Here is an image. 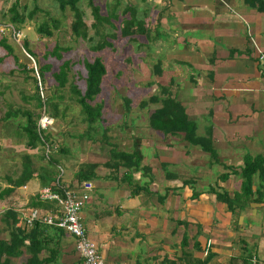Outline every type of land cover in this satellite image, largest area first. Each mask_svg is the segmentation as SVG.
Returning <instances> with one entry per match:
<instances>
[{
    "label": "rangeland",
    "instance_id": "obj_1",
    "mask_svg": "<svg viewBox=\"0 0 264 264\" xmlns=\"http://www.w3.org/2000/svg\"><path fill=\"white\" fill-rule=\"evenodd\" d=\"M16 1L0 0V41H6L13 48V55H10L0 46V190L12 187L28 161L32 163L37 174L35 181L39 184V174L46 172L51 173L50 177L54 181L60 179L63 184L67 180L73 182L78 180L76 176L81 169L88 170L87 165L96 163L99 166L97 178L91 180L94 191L95 185L101 181L117 182L132 191L135 186L115 181V178L121 180L127 169L113 170L106 163H115L112 150L133 153L139 146V152L143 155L142 165L149 170L145 171L144 176L136 173L135 183L147 187L150 193L141 192L138 196L137 205L144 213L140 221L137 220L133 223L135 226L127 230L129 233L123 240L128 245L125 258L115 264H120L122 260L129 264H169L168 261L185 264L178 260L183 256L181 242L185 234L189 238L186 252H192V245L203 240H207L208 244L213 239L223 241L229 232H234L233 241L244 250V246L249 244V207L233 217H220L221 205L217 206V198L206 191L211 187L218 191L225 190L230 195L239 191L242 180L239 175L231 173L233 170L241 171L249 147L253 151L262 149L259 142L254 141L253 144L239 133L235 134L237 139L233 136L232 142H228L230 137L223 139L220 130L216 129L213 139L217 142L215 149L220 160L217 164L209 154L187 144L183 135L164 136L151 129L149 124L151 114L161 108V104L151 103L150 98L164 97L163 87L170 88L175 98L195 103L192 117L199 135H207L213 126V119L217 120L214 113H220L224 99L231 97L229 92L232 90L229 87L232 84L224 76L216 84L212 77L215 56L212 57L205 48L195 45L190 38L194 35H183V30L195 26L197 13L210 15L208 12L212 10L213 4L220 0L204 2L206 9L198 6L201 0L186 1L188 5H194L191 8H182L181 4L173 8L169 0L161 3L160 0H95L103 16H108L111 10L118 15V19L113 20L114 27L103 23L102 35L95 34L90 0H79L78 8L83 13L91 37L85 40L72 35L74 13L70 8L61 12L57 0H18L24 24L15 29L10 9ZM36 6L40 11L30 17V12ZM131 7L136 11L137 19L143 22L145 32L135 27L133 35L124 37L121 22L129 18L130 13L126 8ZM183 13L187 16L188 24L180 23ZM51 17L57 18L60 24L54 29L53 36L39 34V26ZM203 34L198 33L196 38L203 40ZM249 35L253 37L251 32ZM105 36L111 44L100 48L99 44ZM211 40V44L225 47L218 40ZM25 42L29 43L35 58L24 49ZM251 43L259 54L260 47L256 41L253 39ZM56 46L68 49L61 54V60L48 55ZM96 58L102 59L107 73L103 78L102 92L92 102L93 106H102V117L100 122L90 127L71 87L75 85L85 93L87 72L83 63L93 62ZM65 61L71 63V69L67 86L61 89L57 87L54 74ZM39 65L51 66L43 83L38 73ZM156 65H160L161 75H153ZM37 84L40 89L43 88V94L40 89L37 90ZM42 96L46 104L43 107L39 104ZM239 97L242 100L249 98L246 95ZM223 107V112H228V106L224 104ZM8 112L18 114L7 119ZM27 112L45 131L44 135L51 146L47 143L39 144L36 149L28 147V139L22 131L29 123ZM46 117H49L50 124L42 120ZM47 123L48 126L44 127ZM217 123L222 122L218 120ZM242 146L247 149L244 150ZM165 163L168 166H162ZM167 172L175 174V179H166ZM225 173L231 176L224 182L220 177ZM185 181L193 182L195 191L203 194L198 199H192L193 189L191 185L183 186ZM47 186L51 187L50 183ZM55 188H58L57 184ZM168 188L170 190L167 192ZM101 189L96 190L97 194L102 192ZM34 190L15 189L10 196L0 201L2 239L9 240L10 230L2 219L8 209L16 210L18 226L28 229L26 221L32 212L29 203L42 188L37 186ZM166 194H169L166 203H160L159 195ZM212 208H215L214 214H197L198 210L206 212V209L210 213ZM179 221L188 223V226L178 224ZM119 229L112 232L113 238L117 237L116 233L121 231ZM55 240L52 247L55 246ZM114 251L117 248H113L112 253ZM171 256L174 261L169 260ZM26 259V256L13 259L12 264H24ZM104 264H109L107 259H104Z\"/></svg>",
    "mask_w": 264,
    "mask_h": 264
},
{
    "label": "trees",
    "instance_id": "obj_2",
    "mask_svg": "<svg viewBox=\"0 0 264 264\" xmlns=\"http://www.w3.org/2000/svg\"><path fill=\"white\" fill-rule=\"evenodd\" d=\"M61 12H65L68 8L74 13V21L71 25L72 35L75 38L91 39L88 33V26L84 22L83 13L78 8L79 0H57ZM172 0H169L171 3ZM245 3L252 9L257 10L260 13H264V0H245ZM90 6L92 8V15L94 19L93 28L95 34H103L104 25L103 23H108L114 27L113 20L118 19V15L115 14L114 10H111V13L108 16H103L101 14V9L95 4V0H90ZM19 1L17 0L11 7V22L16 29L18 25L24 24V19L21 13L19 12ZM130 15L129 18L124 19L122 24V35L128 37L133 35V28L139 27L141 32L144 31V24L141 20H138L136 17V11L131 8H126ZM40 11L39 7H35L34 11L30 12V17L35 16ZM138 26H137V25ZM59 21L57 18H49L46 22L41 24L38 28V33L41 35H46L48 37L53 36L54 29L59 27ZM111 43L108 40V37L105 36L102 43H100V48L104 46H109ZM0 46L4 47L10 55H13V48L7 45L6 41L1 40ZM24 49L32 57H36L35 54L31 51L30 45L28 42L24 43ZM68 51V49L61 48L56 46L54 50L48 53L49 56L55 57L59 60L62 59L61 54ZM235 54H243L238 50L230 51V58H233ZM16 58V57H15ZM259 61V59H258ZM84 67L87 72L86 78V90L85 93H82L77 86L72 85V93L77 97L76 101L81 106L84 115L86 116L87 123L90 127L94 126L100 122L102 117V106L96 105L93 106L92 102L96 99L97 96L102 92V82L103 78L107 73V69L100 58H96L93 62H84ZM51 69L50 65H39L38 73L41 82L45 80V74ZM71 69V63L65 61L59 68V71L54 74L58 88H65L69 82V71ZM34 72V71H32ZM162 70L160 65H156L153 69V75H161ZM36 83L38 80L36 79ZM37 90L40 87L37 84ZM41 94H43V88L41 87ZM162 93L164 97L152 96L150 102L153 104H161V108L155 110L149 120L151 129L156 132L163 134L164 136H179L183 135L184 141L194 148L200 149L202 152L209 154L210 157L217 163H220L219 155L215 149L214 139H213V129L209 128L207 135H199L198 127L194 121L189 119L187 114L186 107L175 98L170 88H162ZM44 96L39 98L40 106H46L44 101ZM43 100V101H42ZM17 116L18 112H14ZM13 113L8 112L6 118H11ZM29 118L28 126L22 128V131L28 139V147L30 149H36L39 144H47L51 146V143L46 138L45 131L38 125L35 121L32 114L27 112ZM112 157L114 158L115 163L109 164L107 166L112 167L113 170H119V168H125L127 171L121 177V180L115 178L117 181L128 184L130 187L135 186L131 191L132 198L138 197L141 192H149L147 187H142L141 185H136L135 183V174L141 173L142 176L145 175V171H148V167L142 165L143 155L141 152L137 151L135 148L133 153L119 152L116 150L111 151ZM56 163V162H53ZM162 166H168L166 163ZM98 164L87 165L88 170L81 169L77 173V179L79 184H82L85 181H91L97 178L96 170ZM144 171V172H143ZM51 173L39 174L41 179V186L48 187L50 183L52 188L56 187V184H62L60 179L55 180L50 177ZM231 174L239 175L242 182L240 190L234 192L233 195H230L227 191H218L215 188H210L206 191L207 194L214 195L217 198V202L227 205L228 211L234 216L238 213H242L249 207L251 204H262L264 203V157L263 156H251L246 154L243 159V166L241 171H234ZM166 179L173 180L176 175L170 172L166 173ZM229 173L221 175V180L224 182L230 178ZM37 174L32 167V163L28 162L24 166L22 175L18 178L17 181L12 183V187H7L6 189L0 190V201L4 200L7 196H10L15 189L22 188L27 186L28 183L35 180ZM52 179V181H51ZM257 180V182H256ZM54 181V182H53ZM53 182V183H51ZM54 184V185H52ZM191 185L192 187V199H198L203 192L199 193L195 191L193 182L185 181L183 186ZM255 185L257 189L254 190ZM62 187V186H61ZM61 188H55L56 191L63 194ZM170 189L168 188L167 192ZM152 194V193H151ZM169 194L165 196L159 195L158 200L160 203H165ZM52 202H44L39 199L38 196H35L34 199L29 203V208L33 210L41 211V218L34 221L33 226L28 228H22L18 226L19 219L16 210L8 209L5 211V215L2 218L7 229L9 228V240L2 239L0 237V264H12L13 259H19L24 256L27 257L24 264H60L58 261V251L56 248L52 247L53 241L61 240L64 238V230L56 227L50 226L43 222V219L46 215L50 213H56L58 210L57 205ZM56 206V207H55ZM178 224L188 226V223L179 221ZM189 245V238L186 234L183 237L181 242V247L183 250L182 260L185 258L188 260L190 257V262L187 264H208L212 258V254H208L206 258L201 260H196L193 258V254L186 252V248ZM199 244L195 243V248L197 249ZM48 252V257L41 258L43 253ZM167 260V259H166ZM189 261V260H188ZM163 262H166L163 260ZM167 263L172 264L168 261ZM231 264H234L231 262ZM247 264V263H246Z\"/></svg>",
    "mask_w": 264,
    "mask_h": 264
},
{
    "label": "crops",
    "instance_id": "obj_3",
    "mask_svg": "<svg viewBox=\"0 0 264 264\" xmlns=\"http://www.w3.org/2000/svg\"><path fill=\"white\" fill-rule=\"evenodd\" d=\"M162 1L160 0V3ZM186 1L188 0H172L171 3L173 5H171L173 8H178L180 4L182 8L194 6L188 5ZM201 1V4L198 6L206 9L204 2L208 0ZM218 2L214 3L212 10L208 12L210 15L197 13L194 19L195 26H191L188 30H183V35H194V37L190 38L195 45L199 48H205L206 52L211 54L212 57L215 56V65L212 69V77L214 76L215 83L217 84L216 81L224 76L225 80L229 81V84H232L229 87L232 90L229 92L231 93V97L224 99V104L228 106V112H223V104L221 105L220 113L216 112L217 115L214 113L217 120H215L216 118L213 119V134H216V129H219L223 139L230 137L228 138V142H232L233 136L237 139V135L235 134L238 133L241 134L243 139L249 138L253 144L254 141H258L262 149H254L255 151H253L249 147V153H246L253 157H264V64L258 61L259 54L251 43L254 39L264 52V13H260L249 7L245 3V0H220ZM186 17L185 13H183V18L180 20L181 24L189 23ZM250 32L254 38L249 35ZM198 33H204L201 36L203 40L196 38ZM211 38L218 40L221 45L225 44V47L215 43L211 44ZM231 50H238L243 54H235L233 58H230ZM220 53L225 57H222ZM228 57L230 60H228ZM224 82L221 84L222 87L224 86ZM245 95L249 98L242 100L239 97ZM178 100L186 107L189 119L194 121L192 111L195 109V103ZM248 100L249 104H247ZM197 102L200 105L199 98ZM218 120L222 123L218 124ZM194 122L196 123V121ZM216 144L215 140L214 145ZM242 147L244 150L247 149V147ZM223 151L229 150L223 149ZM96 182L99 181L96 180ZM60 185L62 188L75 189L80 184L78 180L73 182L67 180L66 183ZM37 186H40L42 189L45 188L34 180L27 186H24V188L22 187V189L32 191ZM99 188H102V192L97 194L96 190ZM256 189L257 185L254 187V190ZM138 198H132L131 191L125 189L122 184L106 181L103 183L101 181L100 184L95 185L91 201L84 210L83 218L87 225L88 235L91 240L95 241L101 255L104 259L108 260L109 264H115V262H119L125 258L124 253L127 251L128 245L126 246L123 243L124 237L129 233L127 230L135 226L133 223L137 220L140 221L139 218L144 213L141 211V207L137 205L139 203ZM217 204V206L221 205L222 209L218 216L233 217L226 205L219 202ZM214 209L212 208L210 213L207 209L206 212L198 210L197 214L202 216L214 214ZM117 225L120 227H117ZM119 228H121V231L116 233V238H113L112 232L120 230ZM233 234L234 232H229L225 235L223 241L221 239H213L210 244H208L207 240L200 241L198 242L199 248L197 249L196 247L197 251H193L195 248L194 243L191 247L192 252L190 253L193 254V258L201 261L208 254H212L213 258L208 264H231V262L234 264H252L253 258L257 259L258 264H264V203L251 204L249 206V244L244 246V250L243 248H239L236 242L233 241ZM216 237H218V234H216ZM72 238V236L65 233L64 238H62L63 241L55 240L54 248L58 251V261L60 264H83L80 255L76 251V241ZM117 238L120 240H117ZM113 248H117V251L112 253ZM114 254L116 255L112 256ZM46 257H48V252L43 253L41 258ZM190 259L188 257L189 261L185 258L182 260V257H180L178 260H182L187 264V262H190ZM169 260L174 261L175 259L171 256ZM120 264L129 263L122 260Z\"/></svg>",
    "mask_w": 264,
    "mask_h": 264
},
{
    "label": "built area",
    "instance_id": "obj_4",
    "mask_svg": "<svg viewBox=\"0 0 264 264\" xmlns=\"http://www.w3.org/2000/svg\"><path fill=\"white\" fill-rule=\"evenodd\" d=\"M258 50L259 60L264 63V52L259 48ZM48 118L42 120L50 124ZM48 123L44 127L48 126ZM57 185L61 188L63 194L52 187H45L38 193L41 201L55 203L58 207L56 213H50L42 218L43 222L64 230L66 234L75 239L76 251L80 255L83 264H104V258L97 244L88 235L87 225L83 218L84 210L90 203L94 193L93 183L85 181L75 189L62 188L59 183ZM40 218L41 211L33 210L26 221V226L28 228L32 227L34 221ZM252 264H258L256 258L252 259Z\"/></svg>",
    "mask_w": 264,
    "mask_h": 264
},
{
    "label": "water",
    "instance_id": "obj_5",
    "mask_svg": "<svg viewBox=\"0 0 264 264\" xmlns=\"http://www.w3.org/2000/svg\"><path fill=\"white\" fill-rule=\"evenodd\" d=\"M137 151H140V147L139 146L137 147Z\"/></svg>",
    "mask_w": 264,
    "mask_h": 264
}]
</instances>
